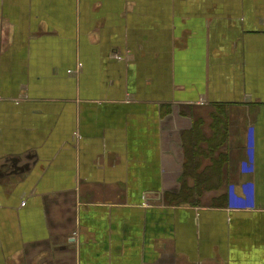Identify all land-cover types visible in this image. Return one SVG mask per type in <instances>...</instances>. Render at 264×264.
<instances>
[{"label":"crops","instance_id":"1","mask_svg":"<svg viewBox=\"0 0 264 264\" xmlns=\"http://www.w3.org/2000/svg\"><path fill=\"white\" fill-rule=\"evenodd\" d=\"M0 264H264V0H0Z\"/></svg>","mask_w":264,"mask_h":264},{"label":"trees","instance_id":"2","mask_svg":"<svg viewBox=\"0 0 264 264\" xmlns=\"http://www.w3.org/2000/svg\"><path fill=\"white\" fill-rule=\"evenodd\" d=\"M193 162V161H190ZM217 162V161H216ZM219 163V162H218ZM215 164V162H214ZM199 164H197L196 167H198ZM195 167V163H192L189 167H188V171H185L186 177L187 176H194L195 180H196V184L197 186L201 187V186H213L215 187L216 184L220 185L222 184L224 175H225V171H193V168ZM199 191V190H197ZM195 187H193L192 189H187L186 191V198L190 197L191 195L195 194ZM184 191H182V195H183Z\"/></svg>","mask_w":264,"mask_h":264}]
</instances>
